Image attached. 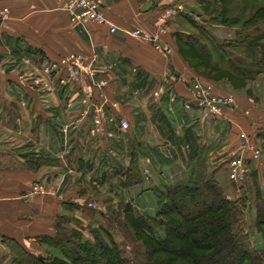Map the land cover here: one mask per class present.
I'll return each mask as SVG.
<instances>
[{
    "label": "crops",
    "instance_id": "obj_1",
    "mask_svg": "<svg viewBox=\"0 0 264 264\" xmlns=\"http://www.w3.org/2000/svg\"><path fill=\"white\" fill-rule=\"evenodd\" d=\"M67 1L0 0V152H5L0 164V264H11L2 238L38 254V237L53 233L57 216L80 214L89 204L100 216H105L101 207L117 201L153 215L164 187L197 186L209 176L236 198L238 186L229 180L227 163L241 132L262 149L248 166L253 182L264 179V105L236 97L238 108L210 120L202 119L197 109L183 108L197 77L175 44L176 32L187 33L182 12L166 19L163 32H158L163 10L176 4L184 9L183 0H98L111 23L158 35L167 51L121 32L110 34L105 25L88 22L79 31L65 10ZM27 48L45 60L71 52L96 57L97 69L108 82V99L118 104L110 111L126 119L129 129L115 132L107 143L95 142L89 138L88 118L71 127L65 145L60 128L78 118L76 111L65 108L70 90L43 93V83L28 78L22 64L24 59L33 61ZM159 88L164 94L155 102L151 94ZM15 137L20 140L16 145ZM29 153L53 156L58 165L31 171L22 158ZM132 157L144 181L124 188L122 175ZM35 185L44 193L33 194Z\"/></svg>",
    "mask_w": 264,
    "mask_h": 264
},
{
    "label": "trees",
    "instance_id": "obj_2",
    "mask_svg": "<svg viewBox=\"0 0 264 264\" xmlns=\"http://www.w3.org/2000/svg\"><path fill=\"white\" fill-rule=\"evenodd\" d=\"M229 1L214 0L209 18L200 17V25L195 24L196 34L179 31L174 34L178 53L193 72L197 73L201 67L200 74L206 73L207 77L221 73L229 79L249 83L262 75L264 80V32L261 30L264 0H249L263 5L247 17L234 15L225 3ZM211 4L200 9L208 13ZM181 16L186 19L185 15ZM213 26L227 29L240 26V29L234 31L233 40L218 42L208 30ZM25 52L36 64L45 60L28 48ZM22 158L31 171L58 165L57 159L49 155L29 153ZM252 176L254 172L250 171L248 177ZM122 177L124 188L144 181L134 157ZM243 185L238 186L243 196L235 199L225 194L211 176L197 186H166L159 193L155 213L148 216L137 213L129 202L121 203L123 221H111L110 225L111 229L116 225L117 229L130 232L132 241L140 246L142 251L135 248L131 256L114 239L111 229H91L92 238L85 239L83 231L69 226L64 215L56 217L51 235L38 237L42 246L38 254L27 251L15 240L2 238V243L9 252L11 264H264V194L254 181L256 201L252 226L262 238L263 247L259 251L251 246L246 231L249 197L244 194Z\"/></svg>",
    "mask_w": 264,
    "mask_h": 264
},
{
    "label": "built area",
    "instance_id": "obj_3",
    "mask_svg": "<svg viewBox=\"0 0 264 264\" xmlns=\"http://www.w3.org/2000/svg\"><path fill=\"white\" fill-rule=\"evenodd\" d=\"M65 10L72 25L84 31L85 25L95 23L105 25L110 34L121 32L133 38H139L149 42L156 47L167 51L166 46L153 33H149L141 28L122 29L111 23L105 17L103 9L98 0H68ZM183 11L181 4L165 8L159 19V33L163 32V25L166 19L173 17L176 13ZM98 60L96 57H88L80 53H68L55 59L43 60L36 64L30 59H24L22 64L28 72L30 79L37 77L43 85V93L52 94L56 89L68 88L70 90V100L65 104L67 111H76L78 118L75 121L66 123L60 128L64 144L68 143L71 127L79 121L90 120L89 138L95 142L107 143L114 138L115 132H126L129 123L126 119L120 118L110 110H115L118 106L107 96L108 82L101 76L97 69ZM111 66H107L110 70ZM191 97L185 101V110L197 109L202 119L210 120L220 118L225 109L237 108L236 100L231 95L216 93L211 86L195 81L191 88ZM164 94L162 88L152 92V99L157 102ZM74 98V99H73ZM109 156L115 154L111 147H108ZM260 158L259 149L252 144L247 137H241L235 148L230 151L227 163L229 180L239 186L244 183L249 175L250 169L248 160ZM32 193H43L40 186H33ZM96 208L94 204L88 205Z\"/></svg>",
    "mask_w": 264,
    "mask_h": 264
},
{
    "label": "rangeland",
    "instance_id": "obj_4",
    "mask_svg": "<svg viewBox=\"0 0 264 264\" xmlns=\"http://www.w3.org/2000/svg\"><path fill=\"white\" fill-rule=\"evenodd\" d=\"M185 2V7L182 11V14L186 16V21H184V29L185 32L190 33V34H196V25H200V17H204L205 19L209 18V12H211V10L213 9L214 5L213 2L214 0H183ZM212 3L209 6V10L208 13L204 12L203 10H201L200 8L203 5H206L207 3ZM227 6H229L230 9H232V13L234 15H242L243 17H247L249 16L254 10H256L257 8H259L260 6L263 5L262 2L258 1V2H254V1H249V0H230L229 2H225ZM192 7V8H191ZM186 22V23H185ZM237 29H240V26L234 27V28H224V27H220V26H213V27H208L209 32L211 33V36H213L218 42H223V41H230L234 39V31H236ZM261 30L264 32V25L261 24ZM18 47V46H16ZM20 50V46L17 48ZM22 49V48H21ZM18 63V61H15V65ZM195 60L191 61V64L194 65ZM203 69L201 67H198V71L197 73H201ZM196 71H194V74L197 78H195V80H199L202 83H205L211 87H215L216 89L225 92L222 94L225 95H231L232 97H234L235 99L241 98V99H246L250 102H252L253 106H258V105H264V80H263V76L262 75H257L255 80L253 79L252 82H242L239 80H232L229 79L225 76V74H212V76L210 75V77H207V75L205 74H197ZM16 94V91H15ZM238 108V105H237ZM44 127V126H43ZM247 137L244 133L241 132V134L239 135V139L241 137ZM248 138V137H247ZM238 139V141H239ZM249 139V138H248ZM15 141V145L16 143H19L20 140L18 138H14ZM237 141V143H238ZM249 141L251 142V140L249 139ZM252 143V142H251ZM254 144V143H252ZM255 145V144H254ZM256 146V145H255ZM264 146V145H263ZM259 151H260V156H261V152L262 149L261 147L256 146ZM4 149V148H3ZM16 153V152H15ZM14 153V154H15ZM5 152H0V164L5 162V156H4ZM258 159V158H257ZM10 161V160H9ZM8 161V162H9ZM9 166H12L13 164L11 162L7 163ZM12 164V165H11ZM52 168V167H50ZM250 169V168H249ZM57 173L60 172V170H54ZM228 171V170H227ZM143 175V173H142ZM255 177V175H254ZM254 177H248L247 178V182L245 183L246 185L243 187V191L245 195H248V211H247V222H248V229L246 230L249 235H250V243L251 246L254 249H257L260 251V249L263 247V242H262V238L259 235V233H257L256 231H254L253 229V218H254V201H256L254 199V195H255V190L252 189L253 186V179ZM251 180V181H250ZM260 187L259 189L262 191V193L264 194V179L260 180L257 182ZM237 186V185H236ZM240 187V185H239ZM251 191V194L249 193V191ZM239 192H237L236 194V198L240 197L241 195L243 196V192L241 190H237ZM254 192V193H252ZM44 193V190H43ZM37 194V193H36ZM250 196H253L250 197ZM109 200V198H107ZM235 199V198H233ZM112 201V200H110ZM152 203V205L154 204V201L151 200L150 201ZM124 203L121 201H117V202H109L108 206H104L101 207L102 211L104 210L105 216H100L98 210H96V208H90L87 210H82V213H73L71 215H65V217L69 220V226L71 227H75L81 231H83L84 234V238L85 239H91V235H90V230L91 229H97V228H104L107 230L111 229V221H123V217L121 216V211H120V204ZM81 210V209H80ZM154 211H151V213H153ZM253 215V216H252ZM78 218H82L84 219L86 222L83 223L82 221L78 220ZM83 223V225H81ZM112 233L114 236V239L117 240L118 242H120V244L122 245V248L126 250L127 255L131 256L132 254V250L135 248H138V250L141 252L142 249L140 248V246L132 241V236L131 233L128 232L125 229L122 228H118L117 226L114 225ZM104 236V235H103Z\"/></svg>",
    "mask_w": 264,
    "mask_h": 264
},
{
    "label": "water",
    "instance_id": "obj_5",
    "mask_svg": "<svg viewBox=\"0 0 264 264\" xmlns=\"http://www.w3.org/2000/svg\"><path fill=\"white\" fill-rule=\"evenodd\" d=\"M41 259V258H40Z\"/></svg>",
    "mask_w": 264,
    "mask_h": 264
}]
</instances>
